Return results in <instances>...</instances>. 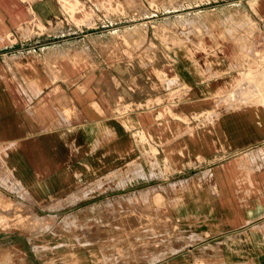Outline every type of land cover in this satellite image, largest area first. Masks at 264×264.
Returning <instances> with one entry per match:
<instances>
[{"label":"crops","instance_id":"crops-1","mask_svg":"<svg viewBox=\"0 0 264 264\" xmlns=\"http://www.w3.org/2000/svg\"><path fill=\"white\" fill-rule=\"evenodd\" d=\"M32 16L44 27L23 37ZM263 63L264 0H0V180L33 211L108 206L88 220L104 231L57 234L50 251L26 236L23 256L10 234L0 251L264 264V104L222 102Z\"/></svg>","mask_w":264,"mask_h":264},{"label":"rangeland","instance_id":"rangeland-1","mask_svg":"<svg viewBox=\"0 0 264 264\" xmlns=\"http://www.w3.org/2000/svg\"><path fill=\"white\" fill-rule=\"evenodd\" d=\"M30 22L31 23L25 27L29 31L28 35L25 36L23 32V37H28L30 33H32V30L34 31L37 26L40 28L44 27L42 23L36 21L34 16H32ZM7 38H9L10 41H14L16 38L19 39V36L12 34V36H8ZM222 99L224 100H222V102L226 106H234L250 102L264 104V63L260 66V68H258V70L250 69L249 71H245L242 78L239 79L238 83L234 85L233 88L230 89L225 95H223ZM176 116L177 120L180 122L188 120L187 117L179 115ZM210 120H213L212 117H210ZM146 137V135H143V138ZM154 151H156V149H154ZM220 160L221 159L216 160L215 162ZM154 165L157 166L158 164L154 162ZM170 171H172V169H170ZM100 186L102 187V189L99 188ZM104 187L105 186H103L102 184H99L93 186L92 188H97L96 191H100L103 190ZM13 189L14 187L11 183L6 184L5 182H2L0 180V242L3 241V239H6L5 237H8V235H13V239H15V241L19 244H17V247L20 250L18 251V253H21L22 256L25 255L26 251L31 255V251L29 248L30 246L24 238L26 236L36 237V242L39 245L40 243L45 242L44 246L50 251L54 248L52 246H55V244H57L58 240L55 238L57 234L62 233L63 235H65L64 237L68 241L70 239L72 240V236L74 234H78V231H80L82 234L92 229L98 231L106 230L105 226L92 227V224L90 223L91 221H88L89 219H101L102 221H104V211L108 207L105 203L107 197L104 194H96L95 197L90 195L86 196L84 199L82 198L79 202L65 203L64 209H61L59 211H33L30 210L24 203L25 201H27V198L18 190ZM121 192L123 191L113 190L112 195H117ZM115 198L117 200L120 199L119 197ZM161 200L162 197L160 195H157L156 203L161 204ZM113 202L114 200L112 201V203ZM114 203H120V201H115ZM79 208L81 209L79 210ZM132 213L136 215L137 212ZM58 219L59 223L61 220V227L57 224ZM74 225L76 227H74ZM93 225H96V223ZM129 230L132 231L133 229L130 228ZM145 236H151L150 231L145 232ZM151 238L153 239L154 236ZM149 246L150 245L146 243L145 248L147 249ZM40 250L41 248H39L38 251ZM118 253L121 254L120 249ZM0 254L2 261H4L3 264H12L14 262V253L12 250L7 249L4 253L0 251ZM19 257L21 256L16 255V258ZM31 264L40 263L36 262L34 259ZM131 264L143 263L135 260Z\"/></svg>","mask_w":264,"mask_h":264}]
</instances>
